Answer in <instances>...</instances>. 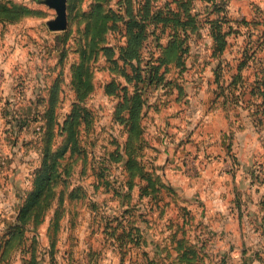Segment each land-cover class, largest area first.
<instances>
[{
	"label": "crops",
	"instance_id": "obj_1",
	"mask_svg": "<svg viewBox=\"0 0 264 264\" xmlns=\"http://www.w3.org/2000/svg\"><path fill=\"white\" fill-rule=\"evenodd\" d=\"M262 30L251 31L249 35L257 36L251 44L235 45L239 57H224L228 72L219 79L212 75L214 65L204 79L178 74L150 101L159 104L146 119L149 136L168 139L170 160L177 155L182 163L180 172L166 173L182 181L176 189L180 197L165 194L156 202L142 196L139 187L128 195L124 189L115 193L91 187L71 198L69 189L63 205L52 206L40 225L36 229L29 225L15 244L10 232L25 190L0 188V264H264V118L259 129L255 124V109L263 99L252 93L257 72L264 78ZM202 34L208 37L203 49L212 52L209 30ZM19 38L13 36L7 53L3 50L4 73L14 60L34 72L27 64H36L30 52L39 47L23 46ZM229 47L230 39L227 55ZM248 49H257L259 59H243ZM200 60L203 69L208 61ZM38 64L40 69L47 65L46 60ZM11 81L1 83L3 124L5 103L15 99L7 89ZM37 83L43 92L38 109L42 118L53 81L39 75ZM219 84L223 88L215 94ZM29 87L21 99L31 100L27 107L20 105L21 115L33 114L37 93ZM71 103L62 116L70 112ZM4 126L10 127L6 121ZM80 165L82 174L87 173L90 159H81ZM80 181L84 177L73 184Z\"/></svg>",
	"mask_w": 264,
	"mask_h": 264
},
{
	"label": "rangeland",
	"instance_id": "obj_2",
	"mask_svg": "<svg viewBox=\"0 0 264 264\" xmlns=\"http://www.w3.org/2000/svg\"><path fill=\"white\" fill-rule=\"evenodd\" d=\"M216 2L220 7L219 12H213V4ZM148 4L151 9L150 16L158 9L165 12L169 9L181 11L178 0H132L131 4H128L126 0H67L68 26L65 30L53 31L47 22L57 16V11L46 4L44 0H0V9L7 7L23 10V15L16 20L0 19V61L4 53H7V45L11 43L13 36H19L20 44L23 46L39 47L35 53L30 52L32 54L31 61L36 60L35 66L33 63H28L29 59L26 61L28 67L32 66L34 72L12 57L9 61H14L8 65L9 70L6 73L0 64V94L4 92L1 83L12 80L7 89L10 95L15 98L8 99L5 103L4 119L10 127L6 128L4 126L5 121L3 124L0 120V188L13 187L17 191L31 189L34 172L41 164L43 144L40 123H42V118L38 115V98L43 96V92L41 89L38 90L36 86V84L38 85V76L41 75L42 79L46 81H54L57 77L63 80V101L59 108L62 113L68 109L75 97L74 91L70 87L72 66L84 58L88 60L90 55L89 63L93 66L95 88L86 100V105L93 111V126L89 131L82 133L81 141L85 153L75 164L74 174L70 177L72 186L81 185L82 188L92 187L95 189L102 187L113 190L115 193H120L124 189L127 195L134 188L139 187L142 196H150L156 202H159L165 194L172 195L173 199L180 197L179 190L176 189L182 187V181L179 177L174 179L166 173L180 172L182 163L177 155L173 161L170 160L168 152L170 141L168 139L157 134L156 137L149 136L147 130L149 123L146 119L149 112L155 111L154 109L157 111L158 105L155 104H159L158 102L151 104L150 101L154 100L153 97L157 92H164V89L166 90L170 86L168 82L178 74L184 75L188 79H196L197 77L204 79L209 77L208 73L212 70L213 65L215 67L212 75L215 77L219 73L220 76H223L224 71L227 73L228 68L221 63L222 70L220 71L219 68L215 74L217 65L214 61L218 62V59L225 56L233 58V55H236L239 57L235 45H249L257 39V36L255 38L249 34L251 31L258 33L264 29V0H192L191 11L198 13L197 19L202 28L199 32L191 33L188 38L187 43L190 48L185 54L183 53V66H177L175 62H171L169 66H164V60L176 59V55L180 52H164L157 45L156 40L157 36H162L161 43L165 45L171 34H181L182 27L173 21L165 23L149 17L143 20L146 27L141 60L138 62V66L148 80V82L143 81L139 84L145 90L143 91L145 104L142 110L144 133L131 142L132 147L137 146L136 151L129 150V155L136 157L139 163L136 165L140 167L139 171L145 173L138 176L128 172L123 159H119L120 153L125 157L128 156L127 151L120 152L125 141H127V133L124 126L114 120L119 97L107 95L104 92L105 85L114 78L125 85L126 76L110 70V61L102 47L114 46L116 54H119V49L125 47L128 41V24L131 19L128 11H134V14L137 15L136 13L139 10L143 11V8ZM140 15L139 19L142 21ZM218 15L223 17V30L230 33L226 36L227 43L230 39V55L224 51L222 54L212 56V52L203 49V44L208 46V37L202 33L206 30L210 32L209 20ZM7 17L5 13L0 15V18ZM256 19L263 21V23L246 24V22ZM188 31L191 32L192 30L189 28ZM210 36L212 37V35ZM3 50H5L4 53ZM92 51L93 55L91 54ZM206 54L209 56L206 57ZM200 57L207 59L206 69L205 67L201 69ZM44 60H46L47 65L40 69L38 62L43 65ZM226 61H228L227 58ZM224 64H226L225 60ZM150 67H159L157 78L153 79V82ZM43 69L45 72L38 74V71ZM127 70L129 74L133 75L129 65ZM34 79L37 81H33ZM28 80L31 81L26 85ZM29 85H31L29 90L33 89L37 93L33 99V114L21 115L19 109L20 105L24 103L21 98L24 97V94L26 95ZM205 88L211 87L205 85ZM217 88V91L214 89L215 94L222 89L220 84L217 85ZM130 89L133 90V87L130 86ZM261 98L263 99V96ZM30 100L24 103L25 107L28 106L26 103ZM2 103L3 101L0 99V107ZM258 106L260 108L261 105H257L256 109ZM256 109L255 114L257 113ZM255 116L257 119L260 117L259 114ZM255 124L259 129L260 124L257 120ZM83 158L90 159L91 164L85 174H82L80 165V160ZM87 174L97 177L92 180ZM78 177H84V181L73 184V181H77ZM60 186L61 183L58 180L55 188ZM19 199L21 202V197Z\"/></svg>",
	"mask_w": 264,
	"mask_h": 264
},
{
	"label": "trees",
	"instance_id": "obj_3",
	"mask_svg": "<svg viewBox=\"0 0 264 264\" xmlns=\"http://www.w3.org/2000/svg\"><path fill=\"white\" fill-rule=\"evenodd\" d=\"M126 1L128 4L132 2V0ZM178 3H180L181 11L169 9V11L165 12L162 9H158L152 16H150L151 9L149 4L145 6L146 8H143V11L139 10V12L136 13L137 15L134 14V11H128L131 19L128 24L129 32L126 46L119 49V54H116L114 46L102 47L110 61V70L117 71V73L126 76L125 80L127 82L125 85L114 78L105 85L104 92L107 95H116L119 97L114 113V120L120 122L127 133V141H125L123 149L120 152H123V150L128 152L127 158L120 153L119 159H123L122 161L125 162L128 172L130 171L132 174L138 176H142V174L145 173L139 171L140 167L136 166L139 165V163L136 157L129 155V150L136 151L137 146L132 147L131 142L144 133L142 110L145 104L143 94L145 90L143 87H140L139 84L143 81L148 82V80L138 66V62L141 60L144 30L146 27L143 20L149 17L157 21H164L165 23L173 21L176 25L182 27L181 34H171V37H169L165 45L161 43L162 36H157L156 40L157 45L161 47L164 52H180L176 55V59L164 60V66H169L171 62H175L177 66H183V53L185 54L190 48V45L187 43L188 38L191 36V33L199 32L202 26L197 19L198 13H192L191 11L192 0H178ZM213 6V12L220 11L217 2L214 3ZM142 12L144 13L140 15ZM4 13L8 17L0 19L16 20L23 15V10L3 7L0 9V15ZM139 15L142 21L139 19ZM209 21L211 24L210 34L214 39L212 56H215L224 53L226 50L228 45L226 36L230 33L223 30V17L220 15ZM262 23L263 21L258 19L246 22L248 25ZM189 28L192 30L191 32L188 31ZM256 53L257 49H254L252 52H249L248 49L244 52L242 58L247 60H258L259 58L256 56ZM91 54L93 55V51ZM88 57L90 59V55ZM88 57L86 56V58ZM89 59L86 60L84 58L76 65L74 63L72 66L73 73L70 80V87L73 89L75 97L71 103V110L66 115L62 116V113L59 111L60 104L63 101V80L57 77L50 87L46 108L42 115L43 124L40 127L43 157L40 166L34 172L32 188L24 191L21 196L17 219L13 223L10 232L13 243L15 244H19L21 239L25 237V232L29 225H32L35 229L40 225L52 206L58 203V207L60 208L61 205H63L65 194L69 189L71 190V192H69L71 198L75 196L78 197L76 193L83 190L81 185L72 186L70 177L74 174L73 172L76 168L75 164L77 160L85 153L81 141L82 133L89 131L93 126V111L86 105V100L95 88L92 72L93 66L89 63ZM218 60L215 74L218 72L224 58L222 57ZM128 65L131 67L133 75L129 74L127 70ZM150 68L153 74V82V79L157 78L159 67ZM261 72L263 73L264 69H262L260 73ZM220 75V73L216 75V78L219 79ZM257 76L258 79L254 83L252 93L260 96V98L263 96V102L256 111V114H259V116L261 114L263 115V117H259V119L256 118L258 123L261 124V119L264 118V78L260 77L259 71L257 72ZM234 84L236 85L237 83ZM130 86L133 87V90L130 89ZM41 102L42 98H38L39 106H41ZM38 113L40 117V112ZM58 180L61 186L55 188ZM57 214H59V210Z\"/></svg>",
	"mask_w": 264,
	"mask_h": 264
},
{
	"label": "water",
	"instance_id": "obj_4",
	"mask_svg": "<svg viewBox=\"0 0 264 264\" xmlns=\"http://www.w3.org/2000/svg\"><path fill=\"white\" fill-rule=\"evenodd\" d=\"M46 4L57 11V16L47 23L51 30H65L68 26L67 0H44Z\"/></svg>",
	"mask_w": 264,
	"mask_h": 264
}]
</instances>
